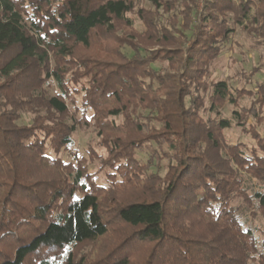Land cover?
I'll return each instance as SVG.
<instances>
[{
	"label": "trees",
	"instance_id": "16d2710c",
	"mask_svg": "<svg viewBox=\"0 0 264 264\" xmlns=\"http://www.w3.org/2000/svg\"><path fill=\"white\" fill-rule=\"evenodd\" d=\"M178 1L0 0V264H264V85L211 71L237 27L264 45V0ZM83 124L95 173L61 157Z\"/></svg>",
	"mask_w": 264,
	"mask_h": 264
},
{
	"label": "rangeland",
	"instance_id": "374dc122",
	"mask_svg": "<svg viewBox=\"0 0 264 264\" xmlns=\"http://www.w3.org/2000/svg\"><path fill=\"white\" fill-rule=\"evenodd\" d=\"M210 0H179L177 3V8L171 13L163 12L161 9L159 13L161 14L162 22L165 24H170V22L178 21L182 23L183 18L181 11L184 10L185 6H193L196 12L200 13L204 11L206 4ZM141 2V1H140ZM140 6L150 7V3L142 1ZM137 28L142 30V26L139 21H137ZM158 48V47H156ZM124 53L128 56H132L133 52L130 48H125ZM158 69L165 67L161 64L155 65ZM212 78L216 80H226L228 85L231 87H237L242 89L245 87L247 91L257 93L259 91L258 86L264 85V45L260 48L254 46L253 41L247 32L240 27L236 28L235 34L230 37L228 42L224 47V51L220 59L212 64L211 67ZM52 92H55L53 90ZM256 100V95H247L240 99V105L249 107ZM233 106L231 104L226 105L221 110V117L232 118ZM21 125L30 124V116L23 114L22 118L18 122ZM253 124L254 120L249 119V124ZM227 132V135L234 141H242L251 143L249 136L241 132L240 129L234 127ZM259 132L264 136V130L259 127ZM93 149L99 155L105 156V150L98 145V138L96 131L92 126L80 125L74 135V143L69 150L63 151L61 157L65 162L76 163L77 159L84 158L89 162V170L91 173H95L99 170L100 164L98 160L94 162L89 160V151ZM152 151L146 150L138 153V158L143 162H151L152 172H162L164 170L160 168V164H156L158 160L154 158L151 153ZM97 181L100 184L105 183V175H97ZM252 226L263 227L264 221L257 220L252 223Z\"/></svg>",
	"mask_w": 264,
	"mask_h": 264
}]
</instances>
